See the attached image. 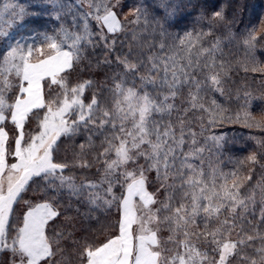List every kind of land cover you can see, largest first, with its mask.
Returning <instances> with one entry per match:
<instances>
[{"label":"snow or ice","instance_id":"1","mask_svg":"<svg viewBox=\"0 0 264 264\" xmlns=\"http://www.w3.org/2000/svg\"><path fill=\"white\" fill-rule=\"evenodd\" d=\"M122 2L0 8V264H70L62 242L81 243L66 230L75 227L70 211L112 229L100 245L84 243L81 264H264V136L250 132L256 150L229 157L225 172L234 137L215 131L264 133V95L228 86L234 65L264 77V18L237 34L223 3L201 13L205 27L181 34L170 28L183 0H159L162 15L151 18L140 0L131 20L119 17ZM39 18L56 25L52 34L13 35ZM129 31L135 49L120 41L128 51L114 62L88 60L101 44L115 53ZM85 68L112 73L71 83ZM210 93L235 99L236 110ZM93 168L98 180L88 179ZM111 214L105 225L100 217Z\"/></svg>","mask_w":264,"mask_h":264},{"label":"trees","instance_id":"2","mask_svg":"<svg viewBox=\"0 0 264 264\" xmlns=\"http://www.w3.org/2000/svg\"><path fill=\"white\" fill-rule=\"evenodd\" d=\"M10 2V0H0V8H2L3 3ZM18 2L28 7L29 4L33 3V0H18ZM140 0H123L120 8L117 9L118 15L121 20L127 16L128 20L132 19L130 14V9L137 6ZM143 2L148 6V11L151 14H156L161 16L162 13L159 11L157 5L159 4V0H143ZM183 3L186 5L184 9L177 16L176 23L170 31L172 32H180L181 34L184 31H188L190 29H199L205 27V21L199 19L201 13H211L214 11L220 4L230 3L231 6L227 9V16L230 21H232V30L237 33H243L245 29L249 25H260L262 18H264V0H183ZM12 17L10 15L5 16V21H11ZM199 21V22H198ZM49 21L44 20L43 18L35 19V20H26L25 27L21 28L19 31L14 32L13 35L24 34L27 35L33 29H39L43 31L44 29H48L49 34L51 33V27H55L56 25H51L49 27ZM92 24V28L95 31L96 25L94 22L90 21ZM219 34V32L217 33ZM111 38V34H109ZM120 41H126L128 44H132L135 49V42L132 40L131 31L127 33L126 36L122 35L118 38V43L116 46V52H107L106 49L101 44L94 51L89 50L88 52V60H91L93 64L97 60H103L105 55L107 54L108 58L113 60L115 55L120 54L121 51L127 52V47H123ZM233 51H236V47L233 46ZM227 51V49H226ZM240 59H242V55L237 53ZM237 56H233L232 59H237ZM261 60L264 61V56H261ZM87 64V61L84 62ZM122 71L123 69H119ZM105 72L108 75H111L112 69L105 68L104 71L99 69H94L93 71H88L87 68L81 73L79 71L74 72L72 76L69 78L71 83L81 82L83 80L92 79L96 82L103 81L105 78ZM231 79L228 82V86L232 89L233 93L237 89L247 90L252 92L254 95H264V77L259 73L247 72L245 73L242 68L237 65H234L232 72L230 73ZM108 84H111V81H108ZM95 89H89L85 92L84 100L85 102H89L91 99L92 92ZM210 96H214L224 107L230 110H236L237 103L235 99L225 100L223 97L219 96L215 93H210ZM262 107L258 102L254 105V111ZM11 129V125L8 126ZM32 128H35V124L33 123ZM217 134L223 132L229 134V136L234 137L233 142L231 143L230 151L226 152L224 156L221 157L220 167L223 171L227 172L232 168V165L228 163L229 157H244L249 154V152L256 150V145L252 140L247 139V136L251 132L252 135L261 137L264 136V133H261L259 130H248L242 128L240 125H232L226 124L222 128L215 129ZM81 138H77L79 141ZM264 162V161H262ZM77 174L78 182L82 178L80 175V170H75ZM88 179L98 180L99 174L96 171V168H93L88 173ZM255 179V177H254ZM118 191V190H117ZM30 195V194H29ZM26 198H28L26 196ZM35 199V198H33ZM77 207H80L81 212L87 211V207L84 205L77 204L73 201ZM23 207V205H21ZM19 215V212L17 213ZM69 215L73 216L75 227H70L69 229L74 233V239L80 241L79 245H73L68 240L63 241V245L66 249L70 257V264H81V261L78 258V253L82 250L84 243L100 245L105 242L108 236L112 234V229L109 228L107 231H102L100 225H98L95 221L89 222L85 220L82 216H78L76 212L70 211ZM99 215V213H97ZM116 215L111 214L108 217L101 216L100 219L105 225H109L115 222ZM167 232L162 233L163 236H167ZM73 248H75V252H73ZM7 253L3 256H0V259H6ZM59 259V257H57Z\"/></svg>","mask_w":264,"mask_h":264}]
</instances>
